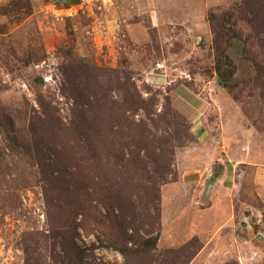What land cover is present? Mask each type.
Wrapping results in <instances>:
<instances>
[{"label":"rangeland","instance_id":"1","mask_svg":"<svg viewBox=\"0 0 264 264\" xmlns=\"http://www.w3.org/2000/svg\"><path fill=\"white\" fill-rule=\"evenodd\" d=\"M242 1L0 0V107L22 120L46 103L113 145L74 213L16 162L0 181V264H71L69 236L81 264H264V0Z\"/></svg>","mask_w":264,"mask_h":264},{"label":"trees","instance_id":"2","mask_svg":"<svg viewBox=\"0 0 264 264\" xmlns=\"http://www.w3.org/2000/svg\"><path fill=\"white\" fill-rule=\"evenodd\" d=\"M247 1L249 0H243L240 4L245 6ZM218 27L220 32H215L214 68L217 77L222 81L226 79L231 71L228 69L230 64L225 60L224 48L221 45L228 44L230 37L225 38L227 33L224 25ZM91 103L92 108L104 105L97 96H95L93 102L89 101V104ZM42 108V115L37 112L34 115L29 113V119L25 117L22 120L21 118L18 120V115L14 113L10 106L0 107V136L2 137L0 139V181H6L5 178L22 172L16 168V162L23 160L25 164L27 163V168L32 171L33 179L35 181L39 179V182L41 181L42 183V188L46 192L50 195L55 194L59 198L58 207L62 206L69 213H74L83 207V203H86L85 198L82 199L78 194L84 192V187H87V178L85 176L82 177V175H88L96 170L102 162V156L97 151L98 147L105 153V160L103 161L105 163L102 165L105 166L106 163H109V159L112 158L111 149L113 145L103 146L102 138L96 137L95 133H93L95 132L94 130H92V134L87 132L91 128L88 125H86L85 132L78 133V135L74 134V127L79 126L75 119L71 120L68 127H66L49 110L51 107L48 104L45 103ZM112 121L121 125L122 118L117 117L112 119ZM108 124L109 122H107ZM107 130L111 131L110 129ZM104 137L111 144V139L108 136ZM7 150L8 152H6ZM26 181L25 179V183H27ZM66 183H69V185H66ZM152 184L153 186L151 184H145V186L156 190L154 188L155 184ZM138 188H141L140 185H138ZM101 199L104 201L103 204ZM97 200L108 212L113 211V208L107 205L110 201L107 194L103 193L102 198L99 197ZM94 210L96 211V207ZM67 238V241L59 242L57 245L60 246L64 257L70 259L69 262L71 264H81L78 260L82 251H79L80 249L74 243L72 236ZM156 243L157 236L143 238L142 244L144 248L142 251H149L155 248ZM124 253L122 251V254Z\"/></svg>","mask_w":264,"mask_h":264},{"label":"crops","instance_id":"3","mask_svg":"<svg viewBox=\"0 0 264 264\" xmlns=\"http://www.w3.org/2000/svg\"><path fill=\"white\" fill-rule=\"evenodd\" d=\"M194 129H196L195 135L197 136V138L203 139L205 137V136H203V134H206V132H205V130L201 129L200 123L197 124Z\"/></svg>","mask_w":264,"mask_h":264},{"label":"water","instance_id":"4","mask_svg":"<svg viewBox=\"0 0 264 264\" xmlns=\"http://www.w3.org/2000/svg\"><path fill=\"white\" fill-rule=\"evenodd\" d=\"M245 214H247V213L245 212ZM242 225H245V223H244V222H242Z\"/></svg>","mask_w":264,"mask_h":264}]
</instances>
